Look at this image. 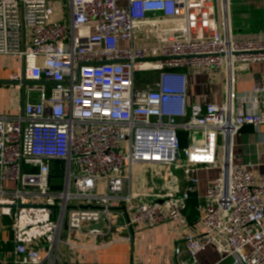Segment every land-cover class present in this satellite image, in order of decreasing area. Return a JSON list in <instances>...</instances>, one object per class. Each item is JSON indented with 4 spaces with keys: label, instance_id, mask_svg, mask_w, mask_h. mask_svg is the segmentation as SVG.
Wrapping results in <instances>:
<instances>
[{
    "label": "built area",
    "instance_id": "1",
    "mask_svg": "<svg viewBox=\"0 0 264 264\" xmlns=\"http://www.w3.org/2000/svg\"><path fill=\"white\" fill-rule=\"evenodd\" d=\"M56 2L68 20H54ZM217 2L0 0V56L20 62L9 111L24 102L0 114V208L16 264H66L62 250L84 248L81 236L102 247L130 240L138 224L182 229L197 172L209 167L219 175L201 233H184L175 257L187 258L165 264H199L208 247L222 261L264 264V187L233 153L237 133L264 125L262 88L238 108L233 89L237 68L264 62V36L220 33ZM222 72L223 103L208 91L190 103L191 83ZM136 166L145 168L137 184L150 175L155 189L158 176L162 188L133 190Z\"/></svg>",
    "mask_w": 264,
    "mask_h": 264
},
{
    "label": "crops",
    "instance_id": "2",
    "mask_svg": "<svg viewBox=\"0 0 264 264\" xmlns=\"http://www.w3.org/2000/svg\"><path fill=\"white\" fill-rule=\"evenodd\" d=\"M218 4V29L224 33L229 29L233 40H250L264 36V0H227L225 6L222 1ZM62 14V7H61ZM61 19L68 20V16L61 15ZM60 19V20H61ZM11 58L8 56H1ZM15 60V59H14ZM18 62V68L20 62ZM18 68H6L0 61V80L10 81L11 75ZM15 69V70H14ZM234 107L238 108L245 96L254 92L256 86L262 88L261 96L264 95V62H255L240 66L234 72ZM206 77H199L196 83L190 84V103H201L204 100L205 91L209 92L210 98L217 103L226 100V78L222 73L211 74L210 81L206 83ZM14 86L10 83H0V114H19L22 112L23 100L13 111H9V90ZM12 98V97H11ZM251 104H245L244 110H248ZM183 146H187L184 139ZM234 162L244 165L254 174L256 184L264 187V125L255 128L244 127L234 138ZM221 159V151L219 153ZM219 175V169L203 168L197 172L200 179L197 191L188 202L184 211L187 226L182 229L171 222L159 224L153 228H146L141 224L134 225L128 241L109 243L102 247L94 246V239L81 236L84 248H64L63 255L66 264H165L175 259H186L187 254L175 257V248L181 244L184 233L196 235L201 233L202 223L200 217L205 208L204 196L207 187ZM144 176V175H143ZM133 183L132 189L143 194L149 191H158L162 188L163 179L156 177L154 187L149 186L150 175ZM6 188L14 187L13 183L5 184ZM149 195V194H147ZM113 236H117L114 233ZM15 246L11 229V219L2 214L0 208V264L15 263ZM199 264H232L231 260H221L215 248L208 247L206 251L198 254Z\"/></svg>",
    "mask_w": 264,
    "mask_h": 264
},
{
    "label": "rangeland",
    "instance_id": "3",
    "mask_svg": "<svg viewBox=\"0 0 264 264\" xmlns=\"http://www.w3.org/2000/svg\"><path fill=\"white\" fill-rule=\"evenodd\" d=\"M55 6H56V9H55L56 10V15L54 16V20H60L62 18L61 17V15H62L61 14V3L60 2H56ZM0 61H3V63L6 66V68H15V69L18 68V62H17V60H14L12 58H6V57H1L0 56ZM147 75H148V73H141V72H139V74L137 75V77H138V79L139 78L140 79L141 78L144 79L145 77H147ZM8 90H9L10 98L16 96V88H13L12 90H10L8 88ZM30 95H31V100H34V98L38 97V93L35 92V91L31 92ZM144 170H145L144 167L136 166L134 168V177L135 178L133 179V181L135 183L137 181V178H139V176H141V174L144 173ZM62 180H63V178L60 177V181H62Z\"/></svg>",
    "mask_w": 264,
    "mask_h": 264
},
{
    "label": "water",
    "instance_id": "4",
    "mask_svg": "<svg viewBox=\"0 0 264 264\" xmlns=\"http://www.w3.org/2000/svg\"><path fill=\"white\" fill-rule=\"evenodd\" d=\"M0 83H10V81H1L0 80ZM23 84L26 85V81L25 80L23 81ZM101 226H102V223H100L98 225L90 226V228H92V229H93V227L101 228Z\"/></svg>",
    "mask_w": 264,
    "mask_h": 264
},
{
    "label": "trees",
    "instance_id": "5",
    "mask_svg": "<svg viewBox=\"0 0 264 264\" xmlns=\"http://www.w3.org/2000/svg\"><path fill=\"white\" fill-rule=\"evenodd\" d=\"M182 142H183L182 145L185 144V143H184V142H185L184 140H182Z\"/></svg>",
    "mask_w": 264,
    "mask_h": 264
}]
</instances>
